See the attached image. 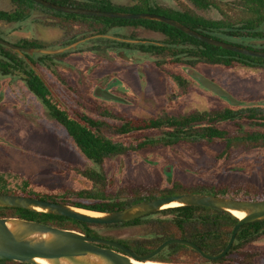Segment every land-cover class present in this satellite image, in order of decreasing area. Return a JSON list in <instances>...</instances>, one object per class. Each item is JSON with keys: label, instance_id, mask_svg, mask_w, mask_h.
<instances>
[{"label": "rangeland", "instance_id": "1", "mask_svg": "<svg viewBox=\"0 0 264 264\" xmlns=\"http://www.w3.org/2000/svg\"><path fill=\"white\" fill-rule=\"evenodd\" d=\"M70 1L81 4L88 0ZM113 1L141 8L148 3L157 4L183 13L195 26L219 30L222 36L230 30L237 38L246 35V42L254 46L264 44V0ZM30 5L36 4L0 0V10L11 12L13 18L11 22L0 19V37L17 44L24 39H37L44 42L47 49H57L68 37L77 38L95 30L87 22L65 19ZM23 7H32V10L25 20L17 21L14 11L23 16L24 12L20 11ZM115 31L125 37L173 41L162 27L128 26ZM166 31L168 33V29ZM87 47L84 45L82 49ZM52 55L48 66L37 68L54 81L55 97L74 118L78 119L80 111H86L102 119L105 122L102 132L114 140L135 143L142 138H152L154 141L139 150L108 157L101 165L95 164L77 148L66 130L48 114L20 78H7L14 89L8 93L0 91V137L6 140L0 141V173L12 188L19 189L28 181L29 188L39 194H67L72 199L94 203L102 195L123 201L160 195L176 182L185 189L211 188L242 199L264 198L262 144L233 141L226 150V142L216 139L182 141L166 146L159 141L163 135L159 129L146 128L127 135L118 132L117 127L123 119L144 126L150 118L166 115L206 117L196 123L194 129L216 124L227 130L230 137L245 133L240 125L245 130H262L247 119L212 121L208 118L228 107L241 108L231 106L182 70L179 61L186 60V55L180 46L171 43L165 53L157 56L143 52L124 55L122 52L96 54L88 51ZM187 61L224 86L243 105L264 104V67L240 62L232 66L208 64L197 62L195 58ZM58 76L65 82L62 83ZM112 78L125 81L131 88L129 103L105 102L92 96L91 80L102 83ZM91 168L105 174L104 185L86 174ZM79 191H84L83 198H76ZM149 230L150 226L142 223L100 227L97 231L103 236L132 243ZM174 256L176 262H204L189 251ZM233 256L237 264H264V236L245 245ZM2 264L21 263L7 259Z\"/></svg>", "mask_w": 264, "mask_h": 264}, {"label": "trees", "instance_id": "2", "mask_svg": "<svg viewBox=\"0 0 264 264\" xmlns=\"http://www.w3.org/2000/svg\"><path fill=\"white\" fill-rule=\"evenodd\" d=\"M19 1L22 4L23 2L26 3L27 1L35 3L37 6L51 11L65 19H77L83 22H87L95 29L93 32L100 34L112 33L115 36H119L120 34L114 33L113 30L115 28L128 25L144 26L148 29H153L155 26H163V28L169 29V35L174 38V43H172L180 46L183 49V53L195 55V57L198 58V62H205L208 64H222L225 66H232L235 65V62H240L243 65L264 67V57L250 56L210 44L161 21H154L143 18L129 19L121 17L66 13L44 7L43 5L36 3L34 0ZM52 1L65 4L68 3L67 0ZM85 5L98 9L140 11V8L115 5L112 1L94 2ZM148 9L150 11H156L158 13L164 12L159 7H149ZM15 14L17 15V13ZM11 16L12 14L10 12L0 11V17L5 20L11 21ZM178 19L183 20V18ZM183 21L184 23L190 25L187 21ZM192 27L197 28L204 33H208L211 36L219 37V30H210L194 25H192ZM91 41L93 43L91 48L92 50L97 49L103 51H113V48L129 49L130 46L133 45L137 46V48L141 51H150L154 54L163 53L167 48H169L170 44L163 42L160 44L151 42L132 44L129 41H119L117 38L108 37L106 35H98L95 38L91 39ZM25 42L30 46L44 47V44L38 40H25ZM236 43L247 47L264 50V44L260 46H254L253 44L246 41H237ZM42 55L45 57L49 56L47 54ZM30 59L32 61L35 60L32 57ZM18 69H20L22 74L25 76L24 80L29 90L42 102V104L48 110L49 114L62 127H64L77 148L93 163L101 165L108 157L124 154L130 150H139L154 141V139L152 138H142L141 140H137L135 143H127L121 140H114L113 138L106 136L102 132V127L105 124L102 120H99L98 118H95L85 112H80L78 114L79 119L74 118L69 113V111L59 103L56 97L52 94L51 90L47 87L45 82L32 68V66L24 58L18 56V53L16 51L0 44V73L5 76H18ZM205 118L203 116L198 118L194 116H167L165 118H152L147 123H145L144 126L134 125L130 120H127L120 124L117 127V130L120 134L127 135L131 132L143 130L146 128L159 129L163 131V135L159 138V141L166 146H172L182 141H214L216 139H220L221 141L226 142V150L231 147L233 141H242L244 143L264 145V104L257 107H249L245 110H235L228 107L208 117L212 121L247 119L253 126L262 128V130H245V128L240 125V129H244L245 133H242L235 137H230L227 130L216 124L211 125L208 128L194 129L195 124ZM85 172L86 174H89L91 178L96 177L97 180L99 182H102L103 185L106 183V176L102 171L91 168L86 170ZM23 184L24 185L19 187V189L12 188L10 185H8L5 175L0 173V192H21L22 194L38 196L53 201L68 202L76 206L102 211L121 209L141 200L152 199L159 196L181 192H203L208 194L225 195L223 192H216L211 188L185 189L183 185L175 182L173 183V186L171 188L166 189L160 195L153 194L145 197H139L133 199L132 201L107 199L102 195L101 197L97 198L96 202L86 203L79 199H72L67 194L42 195L31 190L29 188L30 184L28 181H24ZM83 195L84 191H79L77 192L76 198H83ZM5 215L19 216L56 225L59 227L77 229L85 233L86 235L107 237L110 239L116 238L110 235L103 236L99 234L97 231L98 228L123 225H141L142 223H146L150 226V230L144 237H139L132 243L128 242L127 240L119 239V241L132 247L139 253H147L149 251H152L164 240L171 237L190 239L200 245L207 252L218 253L223 250L228 244L233 228L239 221V218L231 213L201 205H185L165 208L154 213L136 218L134 220L116 224H95L64 215L39 212L20 207L0 206V216ZM262 236H264V220L248 222L240 227L235 241L228 253L219 259H207L197 250L180 243L168 244L153 258L162 261L176 262L175 260H173L175 258V254H179L183 251H189L202 258L204 262H192L185 260L182 261L183 263L237 264L234 260L235 257L233 255L238 253L239 250L245 245L258 240ZM6 260L7 259H0V264H2ZM19 263L28 264L25 262Z\"/></svg>", "mask_w": 264, "mask_h": 264}, {"label": "water", "instance_id": "3", "mask_svg": "<svg viewBox=\"0 0 264 264\" xmlns=\"http://www.w3.org/2000/svg\"><path fill=\"white\" fill-rule=\"evenodd\" d=\"M47 8L66 13L96 16L121 17L129 19L146 18L166 22L185 33L238 53L264 57L263 49L246 47L204 34L183 22L165 15L151 12H130L117 10L93 9L64 5L50 0H34ZM0 43L17 51L33 53H56L60 49L30 48L0 38ZM199 76L197 72L193 73ZM205 87L227 99L237 102L220 84L209 78H201ZM0 141L6 140L0 137ZM185 205H201L231 213L239 218L235 224L226 247L218 253H209L196 242L181 237H171L160 243L155 249L138 254L124 243L108 238L86 235L85 233L41 221L19 216H0V259H9L28 264H135L137 261H156L167 264H185L183 262L162 261L153 257L171 243H180L200 252L207 259H219L231 249L240 227L248 222L264 220V199H240L228 195L208 194L202 192H181L152 199L142 200L121 209L102 211L76 206L74 204L44 199L38 196L0 192V206L20 207L39 212L64 215L74 219L95 224H116L134 220L156 211ZM86 211H93L88 213ZM242 213V216L238 215ZM104 243L108 246H103ZM201 264V263H196Z\"/></svg>", "mask_w": 264, "mask_h": 264}, {"label": "flooded vegetation", "instance_id": "4", "mask_svg": "<svg viewBox=\"0 0 264 264\" xmlns=\"http://www.w3.org/2000/svg\"><path fill=\"white\" fill-rule=\"evenodd\" d=\"M50 1H52V0H50ZM68 1V3H61V4H64V5H71V6H79V7H88L87 5H85V4H88V3H94V2H106V1H112L115 5H123V6H130V7H137V8H140V11H131L130 10V12H151V13H157V14H161V15H165V16H167V17H171V18H174V19H177V20H179L178 18H183V20H185V21H187L190 25H188V24H186V23H184V21L183 20H179V21H181V22H183L184 24H186V25H188V26H190V27H192V22L190 21V20H188L187 19V17L185 16V15H183V13H179V12H177V11H175V10H172V9H170V8H165V7H161V6H159V5H157V4H151V3H148L146 6H145V8H141V7H139V6H137L136 4H133V5H130V4H120V3H116V2H114L113 0H106V1H98V0H88V1H86V2H84V3H81V4H75V3H72L70 0H67ZM53 2H55V1H53ZM37 3V2H36ZM56 3H60V2H56ZM39 4V3H38ZM42 5V4H41ZM33 6H37V5H33ZM44 6V5H43ZM37 7H39V6H37ZM45 7V6H44ZM149 7H159L160 9H162L164 12L163 13H158V12H156V11H150L148 8ZM88 8H92V7H88ZM50 9V8H49ZM93 9H98V8H93ZM32 10V7H23L22 9H20V11L21 12H24V15L23 16H19L18 15V13H17V11H14L15 13H17V15H16V19H17V21L18 20H25L26 18H27V16H29V13H30V11ZM54 10V9H53ZM103 10H113V9H103ZM0 11H5V10H0ZM117 11H121V10H117ZM7 12H9V11H7ZM11 13V12H10ZM0 19H3V18H1L0 17ZM137 19H140V18H137ZM143 19H146V18H143ZM3 20H5V19H3ZM150 20H154V19H150ZM5 21H8V20H5ZM11 21H13V18H12V20ZM11 21H8V22H11ZM154 21H160V20H154ZM161 22H163V21H161ZM163 23H166V22H163ZM168 24V23H167ZM170 25V24H169ZM128 26H135V25H128ZM128 26H124V27H118V28H125V27H128ZM172 26V25H171ZM195 26V25H194ZM139 27H144V26H139ZM163 28V26H155L154 28ZM118 28H115L113 31H114V33L116 32L115 30H117ZM144 28H146V27H144ZM177 28V27H176ZM192 28H194V27H192ZM203 28H205V27H203ZM148 29V28H147ZM194 29H196V30H198V31H200L199 29H197V28H194ZM205 29H208V28H205ZM163 30L165 31V33H166V35H168V38L170 39V40H173L174 41V38L172 37V36H170L169 35V29H168V33H167V31H166V29L165 28H163ZM180 30V29H179ZM182 31V30H181ZM184 32V31H183ZM200 32H202V31H200ZM202 33H204V32H202ZM118 34V33H117ZM204 34H207V35H209L208 33H204ZM98 35H106V36H108V37H114V38H117L119 41H129V42H131L132 44L133 43H146V42H151V43H158V44H160V43H170L169 44V47H170V45H171V43L173 42V41H170V42H168V41H153V40H147V39H139V38H134V36H129V37H125V36H123V35H119V36H115L114 34H112V33H109V34H100V33H95V32H91L90 34H88V33H85V34H82L81 36H79V37H68V40L65 42V43H63L61 46H58L57 47V49H60V48H63L64 50L63 51H59V52H56V53H43V52H41V51H38V50H35L33 53H29V52H22V51H17V50H15V49H12V48H10V47H8L7 45H4V44H2V45H4V46H6V47H8L9 49H12V50H14V51H16L17 53H18V56H20V57H22V58H24L31 66H32V68L37 72V74L41 77V79L45 82V84L47 85V87L51 90V92H52V94L54 95V89H53V83L52 82H54L53 80H51L50 78H48L47 77V75H45V73L43 72V70H41L42 72H39V70H38V68L39 69H41L40 67H42V69H43V67L44 66H48L47 64H48V61L51 59V57H53V55L52 54H57V55H67V54H70V53H73V52H86V51H88V52H92V53H96V54H100V53H102V54H104V53H115V52H122L124 55H129V54H131V55H133V54H135V53H137V52H143V53H145V54H151L152 56H157V55H161V54H163V53H165L169 48H167L163 53H152V52H150V51H141V50H139L138 48H137V46H133V45H131L130 46V48L129 49H125V48H113V51H103V50H97V49H95V50H92L91 48H92V45H93V43H92V41H91V39H93V38H95L96 36H98ZM211 36V35H210ZM237 35H234L233 33H231L230 32V30L228 31V33H226L225 34V36H222V33H219V37H216V38H218V39H222V40H225V41H229V42H233V43H236L237 41L239 42V41H247V36L246 35H242L240 38H237L236 37ZM239 36V35H238ZM212 37H215V36H212ZM251 37H253V36H251ZM0 38H2V37H0ZM3 39H5V38H3ZM5 40H7V39H5ZM25 40H37V39H24V40H22V41H20V43H15V42H12V41H10V40H7V41H10V42H12V43H15V44H17V45H19V46H24V47H30V48H36V49H38V48H44V49H47L48 47L46 46V44L44 43V42H42L43 44H44V47H34V46H30V45H27L26 44V42H25ZM38 41H40V40H38ZM174 43V42H173ZM1 44V43H0ZM238 44V43H237ZM84 45H87L88 47L86 48V49H82V47L84 46ZM244 46V45H243ZM247 47V46H246ZM250 48H253V47H250ZM91 49V50H90ZM112 49V48H111ZM256 49H258V48H256ZM101 51V52H100ZM42 54H47V55H49V56H43ZM186 56H184L185 57V59L186 60H180L179 62H180V64H181V68H182V70L183 71H185L193 80H195V81H197L199 84H201L204 88H206L207 90H209V91H211V92H213L212 90H210V89H208L207 87H205L204 85H203V83L201 82V78L203 77V78H209V77H207L206 75H204L203 73H201L199 70H196L195 69V67L193 66V63L191 62V61H187V60H193L194 58L196 59V61H197V57H195V55H190V54H188V53H184ZM34 58L35 60H31L30 58ZM198 62V61H197ZM158 64H160L159 63V61H158ZM38 67V68H37ZM194 72H197L198 73V75L199 76H195L193 73ZM16 77H18V79L20 78L21 79V81H23L24 82V84H25V86L27 87V89L29 90V88H28V86L26 85V83H25V80H24V75L22 74V72H21V70L20 69H18V76H5V75H3V74H1L0 73V91L1 90H5L6 91V93H8L9 92V90L11 89H14V87H13V85L11 84V82H10V80H7V78L8 79H11V80H13V79H15ZM59 77V79H60V81L62 82V83H64L65 82V79H63V77H60V76H58ZM209 79H211L212 81H214V82H216L215 80H213L212 78H209ZM216 83H218V82H216ZM218 84H220V83H218ZM221 85V84H220ZM222 86V85H221ZM222 87H224V86H222ZM225 88V87H224ZM91 89H92V96L95 98V99H98V100H102V101H105V102H118V103H123V104H126V103H129L130 102V96H131V94H132V90H131V88L130 87H128V85L125 83V81H123V80H117V79H115V78H112L111 80H108V81H105V82H102V83H99V82H97V81H93V80H91ZM226 89V88H225ZM227 90V89H226ZM30 91V90H29ZM228 91V90H227ZM31 92V91H30ZM230 92V91H229ZM32 93V92H31ZM214 94H216V95H218L217 93H215V92H213ZM231 93V92H230ZM33 94V93H32ZM34 95V94H33ZM231 95L233 96V97H235L232 93H231ZM35 96V95H34ZM55 96V95H54ZM219 96V95H218ZM36 97V96H35ZM219 97H221V96H219ZM37 98V97H36ZM223 98V97H222ZM236 98V100H237V102L235 103V104H233V103H231L230 101H228L227 99V101L229 102V104L231 105V106H233V107H240L241 109H247V108H249V107H257V106H259V105H263V103H254V104H251V105H243V103H242V101L240 100V99H238L237 97H235ZM38 99V98H37ZM57 99V98H56ZM225 99V98H224ZM39 100V99H38ZM40 101V100H39ZM40 103L42 104V102L40 101ZM60 103V102H59ZM43 105V104H42ZM44 106V105H43ZM44 108L46 109V107L44 106ZM229 108H231V107H229ZM233 109V108H232ZM47 110V109H46ZM47 112H48V110H47ZM80 112H85V113H88V112H86V111H80ZM79 112V113H80ZM78 113V114H79ZM48 114H49V112H48ZM89 114V113H88ZM50 115V114H49ZM89 115H91V114H89ZM51 116V115H50ZM92 116V115H91ZM167 116H174V115H166V116H158V117H152V118H165V117H167ZM189 116H192V115H189ZM52 117V116H51ZM94 117V116H93ZM177 117H180V116H177ZM187 117V116H186ZM53 118V117H52ZM96 118V117H95ZM152 118H150V119H152ZM54 119V118H53ZM77 119V118H76ZM78 119H79V115H78ZM99 120H102V119H100V118H98ZM149 119V120H150ZM55 120V119H54ZM129 121V119H123V122L124 121ZM103 121V120H102ZM131 121V120H130ZM104 122V121H103ZM122 122V123H123ZM132 122V121H131ZM105 123V122H104ZM121 123V124H122ZM133 123V122H132ZM105 125V124H104ZM103 125V126H104ZM64 128V127H63ZM175 194V193H174ZM229 196V195H228ZM160 197V196H159ZM233 197V196H232ZM234 198H239V197H234ZM240 199H242V198H240ZM264 199V198H263ZM147 200V199H146ZM142 201V200H141ZM98 237H100V236H98ZM102 238H107V237H102ZM108 239H110V238H108ZM114 240H116V239H114ZM119 241V240H118ZM121 242V241H120ZM123 243V242H122ZM101 245H103V246H108V245H106V244H104V243H100ZM126 245V244H125ZM126 246H128V245H126ZM128 247H130V246H128ZM133 251H135V249H133L132 247H130ZM136 253H138V254H144V253H139V252H137V251H135ZM171 257H174V256H171ZM155 259V258H154Z\"/></svg>", "mask_w": 264, "mask_h": 264}, {"label": "bare ground", "instance_id": "5", "mask_svg": "<svg viewBox=\"0 0 264 264\" xmlns=\"http://www.w3.org/2000/svg\"><path fill=\"white\" fill-rule=\"evenodd\" d=\"M88 213H94L93 211H86ZM239 216H242V213L238 212ZM135 264H167V263H163V262H156V261H148V262H143V261H137L134 260ZM185 264H190V263H185Z\"/></svg>", "mask_w": 264, "mask_h": 264}]
</instances>
